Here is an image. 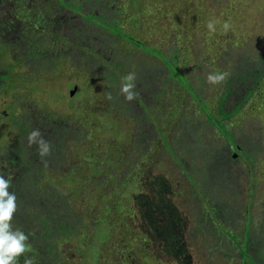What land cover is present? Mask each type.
Instances as JSON below:
<instances>
[{
	"label": "trees",
	"instance_id": "obj_1",
	"mask_svg": "<svg viewBox=\"0 0 264 264\" xmlns=\"http://www.w3.org/2000/svg\"><path fill=\"white\" fill-rule=\"evenodd\" d=\"M158 2L162 4L163 0ZM139 5L143 6L139 15L144 21L143 17L151 11L146 8L151 4L146 1ZM175 5H178L176 0L172 1L174 10ZM186 5L190 7L187 1ZM99 7L106 10L98 12ZM155 8L153 11L158 13ZM122 18L129 21L122 23ZM136 20L115 0H0V108L4 115V119L0 118V160L6 159L8 165L17 169L12 191L18 197L19 207L13 226L30 234L32 252L26 257H34L36 264H85L92 255L90 247L101 241L87 239L95 235L97 228L108 225L106 214L111 211L132 214L134 208L131 209V205L137 204L139 209L150 194L155 197L149 199L145 209L151 204L159 205V209L165 211L176 209L168 196L161 193L163 173L153 174L148 170V175L137 176L138 181L134 180L142 163L151 155L153 145L148 137L151 123L142 116L143 107H157V120L162 122L163 107L172 104L170 100H162L167 95V83H177L188 92L194 90L197 106L205 107L202 104L204 95L201 90L194 89L178 64H175V74L169 78L165 68L164 73L161 72L163 65L155 64L154 61L159 59L152 53L157 51L167 55L149 47L132 33L129 22ZM121 41L128 45L120 48ZM131 53H136L139 61H133ZM256 56L258 61L235 71L232 84L225 87L232 92L237 83L244 82L245 99L232 110L227 109L226 96L222 97L215 112L203 109L215 124L226 126L263 80L264 62L260 61L264 54L257 52ZM129 72L137 75L136 91L139 93L132 102L120 94L121 79ZM74 85L87 93L78 102L63 98L64 90ZM109 92L113 96L111 101L106 99ZM180 112L183 122L190 125L186 133L192 135L195 142L184 146L180 135L155 126L162 141L161 149L168 151L161 159L162 163L170 167L173 163L179 170H186L189 163H192L189 167L194 168L201 161L207 165L203 186L221 182L227 169L221 166L220 159L227 155L211 147H202L205 139L197 140V134L193 135L196 123L190 120L192 113ZM208 126L212 127L205 121V125L200 124V130L205 133ZM139 127L147 128V133L145 129L141 130L143 137H139L137 131L133 133ZM37 128L52 144L51 155L44 158L46 165L37 146L29 147L27 142L29 132ZM221 132L226 134V139L228 134L231 135L225 143L227 151L232 154L238 150L235 152L237 157L252 164L255 162L258 151L247 153L228 129ZM93 144L104 148V161L99 162L94 148L86 149L88 154H93L89 156L90 161L84 162L85 169L81 164L76 167L72 160L76 151L84 146L92 148ZM238 145L240 148L236 149ZM127 153L131 157H127ZM198 155L204 158H198ZM168 159L171 162L166 163ZM151 174L153 177L149 181L147 178ZM78 193L84 197L88 195V198L98 196L96 205L102 206L104 215L97 214L96 205L92 214L78 208V200L71 198ZM203 202L207 203L206 200ZM225 205L217 202L215 209L205 212L207 217H202L203 228L216 235L213 249L226 253L232 264H264V214L258 219L257 226L250 218L237 223V216ZM205 207L206 204L201 208ZM109 216L113 221V216ZM171 226L176 228L173 238L166 236L173 232ZM221 229L229 239L221 234ZM150 232L152 241H160L162 252L172 255V264H201L190 255L192 252L181 227L178 230L177 226L164 223ZM83 256L86 258L80 259L79 263L78 258ZM97 260L101 261V256ZM136 260L134 255L133 261Z\"/></svg>",
	"mask_w": 264,
	"mask_h": 264
},
{
	"label": "rangeland",
	"instance_id": "obj_2",
	"mask_svg": "<svg viewBox=\"0 0 264 264\" xmlns=\"http://www.w3.org/2000/svg\"><path fill=\"white\" fill-rule=\"evenodd\" d=\"M146 1L151 4L146 10L151 11L143 17L145 18L143 21L139 15V10L143 9V6L139 4ZM172 1L175 0H163L162 4L158 0H115V3L131 12L133 18H137L138 21L129 22L132 33L149 47L161 50L164 55H167L163 56L157 51L152 53L154 58L159 59L158 62L154 61L155 64L163 65L160 67L161 72L164 73L165 68L167 78H169L175 74V64H178L186 78L191 81L194 89L201 90L204 95L202 104L205 107L197 106L194 90L188 92L183 86L180 88L177 83H167L165 85L167 95L162 100L164 102L170 100L172 104L163 107L165 109L163 121L157 120L159 117L157 107H143L142 116L151 123L148 137H151L153 145L150 148L151 155L146 159V162L142 163V169L136 173L134 180L138 181L137 176L148 175V170L153 174L163 173L165 177L161 184L163 186L161 193L168 196V201L172 202L176 209L165 211L159 209V205L153 204L145 209L149 199L155 197L149 193L151 196L149 195L146 200L142 201L143 204L139 209L136 207L137 204L131 205V209L134 208L132 214L108 212L105 217L108 225L100 226L95 235H91L87 239L93 241L94 238L96 241H101L93 243L90 247L89 253L92 255L90 260L86 259L85 264H172V255L162 252L160 241H152L153 234L150 232V229H155V226L164 223L175 225L178 230L180 227L183 229L193 260L200 261L201 264H232L229 263L226 253L213 249L215 248L216 235L203 228L202 217H207L205 212L210 213L211 209H215L214 205L217 202L223 205L226 203L227 209L233 211L237 216V223H241L244 218H250L255 226L258 225V219L264 214V78L255 93L249 96L235 116L227 121L226 126L215 124L214 120L208 118L206 112L203 111L204 108H208L215 112L221 96L225 95L223 93L225 87L232 84L231 78L234 76V72L242 69L248 63L257 62V52L264 54V0H176L178 5H175L177 6L175 10L171 8ZM186 1L190 7H187ZM155 7L158 9V13L156 10L153 11ZM105 10L106 8H98V12ZM128 21V18H122V23ZM209 21L216 22L215 32L209 31L207 27ZM225 21L231 24V28L227 32L223 29ZM127 45L125 41L120 42V48ZM138 50L142 51L141 48ZM130 57L135 61L138 55L131 53ZM260 62H264V58ZM213 71L227 72L229 75L225 82L211 85L207 82L206 77L209 72ZM138 72L140 73L139 69ZM243 84L244 82L237 83L230 93L228 105L226 104L229 110L234 109L242 99H245L247 93L244 89L246 86ZM72 87L64 90V99H73L78 102L87 94L77 85L76 92L70 96L69 90ZM180 111L192 113L193 119L190 120L192 123H196V131L192 129L193 135L197 134V140L205 139L202 147L207 149L211 147L214 150L222 151L223 155H227L220 159L221 166L227 169L221 182L203 186L207 165L201 161L194 168H190L189 165L192 163H189L186 170H179L178 166L173 163H170L173 167L162 163L161 159L168 154V151L161 149L162 141L158 137L159 130H156V127L161 126L167 131L170 129L180 135V141L184 146L192 145L195 142L193 136L186 133L190 125L180 118ZM1 117L4 119L0 108ZM205 121L212 127L208 126L204 133L200 130V124L205 125ZM142 129H145L147 133L145 127H139L138 130H133V133L137 131L139 137H143ZM224 129L230 131L234 139L247 150V153H252L255 150L259 152L253 164L237 157V155L233 156L232 151L225 149L226 140L230 139L231 135L228 134L226 139V134L221 132ZM93 148L100 157L99 162H103L104 148L93 144L92 148L84 146L76 153L72 152V154L75 153L72 159L74 165L77 167L81 164L85 169L84 162L90 161L89 156L93 155L88 154L86 149L92 150ZM127 157L131 156L127 153ZM198 158L203 159L204 157L198 155ZM169 162L171 161L168 159L166 163ZM16 170L15 166L8 165L6 159L0 160V174L6 177L11 174L14 178ZM152 177L151 174L147 179L150 181ZM123 187L119 188L124 189ZM12 190L13 179L10 191ZM203 196H206V199ZM71 198L74 201L78 200L77 207L83 209L87 214L94 213V206L97 200L99 201L96 195H90L88 198V195L84 197L80 196V193L74 197L71 195ZM202 200H206L207 203ZM202 203L206 204L203 209L201 207L205 204ZM96 208L98 215H104L101 205H96ZM109 214L113 216V221ZM225 223L228 224V222ZM197 226H199L198 230ZM191 229L195 231L192 232ZM170 231L166 236L173 238L176 228L171 226ZM220 232L226 239H229L223 229ZM105 234L106 238H104ZM161 237H163L162 234ZM134 255L138 260L133 261ZM99 256H101V261L97 260ZM26 258V255L21 256L20 264H23ZM82 258L86 257L78 258L79 263ZM219 259L225 263L218 262Z\"/></svg>",
	"mask_w": 264,
	"mask_h": 264
},
{
	"label": "clouds",
	"instance_id": "obj_3",
	"mask_svg": "<svg viewBox=\"0 0 264 264\" xmlns=\"http://www.w3.org/2000/svg\"><path fill=\"white\" fill-rule=\"evenodd\" d=\"M215 21H209L207 27L210 32H215ZM231 24L227 21L223 24L225 32L230 30ZM227 72H209L206 79L211 85L221 84L228 77ZM137 75L135 72H129L123 76L120 84V94L125 100L132 102L139 93L136 91ZM106 99L111 101L112 94L106 93ZM28 146L36 145L38 154L42 162L46 165L44 159L52 153V144L46 140L40 129H32L27 136ZM12 175L7 177L0 174V264H20L19 258L32 252V246L29 243V235L21 228L13 226V218L18 211V197L15 192L10 191L12 187ZM23 264H36L34 257L24 259Z\"/></svg>",
	"mask_w": 264,
	"mask_h": 264
},
{
	"label": "flooded vegetation",
	"instance_id": "obj_4",
	"mask_svg": "<svg viewBox=\"0 0 264 264\" xmlns=\"http://www.w3.org/2000/svg\"><path fill=\"white\" fill-rule=\"evenodd\" d=\"M21 31H22V32L24 31V28H23V27L21 28ZM223 93H224L225 95H224V96H221V99H222V97H225V96H226L227 98H229V95H230L231 92L227 91V89L225 88ZM218 103H220V101H219ZM227 109H229V108L227 107ZM228 111H229V110H228ZM228 111H227V112H228ZM239 148H240L239 145L236 146V149H239Z\"/></svg>",
	"mask_w": 264,
	"mask_h": 264
},
{
	"label": "water",
	"instance_id": "obj_5",
	"mask_svg": "<svg viewBox=\"0 0 264 264\" xmlns=\"http://www.w3.org/2000/svg\"><path fill=\"white\" fill-rule=\"evenodd\" d=\"M76 88H77V86L74 85L73 88L69 91L70 92V95H72L75 92ZM235 155H236V153L234 152L233 153V156H235Z\"/></svg>",
	"mask_w": 264,
	"mask_h": 264
}]
</instances>
